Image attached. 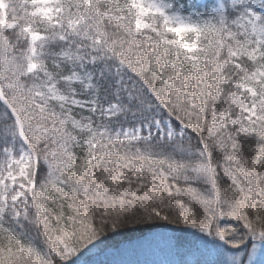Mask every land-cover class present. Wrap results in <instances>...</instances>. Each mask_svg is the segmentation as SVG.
Returning a JSON list of instances; mask_svg holds the SVG:
<instances>
[{"label":"snow or ice","instance_id":"snow-or-ice-1","mask_svg":"<svg viewBox=\"0 0 264 264\" xmlns=\"http://www.w3.org/2000/svg\"><path fill=\"white\" fill-rule=\"evenodd\" d=\"M154 220L264 250V0H0V264Z\"/></svg>","mask_w":264,"mask_h":264},{"label":"rangeland","instance_id":"rangeland-1","mask_svg":"<svg viewBox=\"0 0 264 264\" xmlns=\"http://www.w3.org/2000/svg\"><path fill=\"white\" fill-rule=\"evenodd\" d=\"M171 236L170 233H151L106 255H96L93 251L90 261L79 258V264H218L224 259L211 239L193 232L185 233L183 237L191 239L190 243L176 255ZM254 264H264V250L257 249Z\"/></svg>","mask_w":264,"mask_h":264},{"label":"trees","instance_id":"trees-1","mask_svg":"<svg viewBox=\"0 0 264 264\" xmlns=\"http://www.w3.org/2000/svg\"><path fill=\"white\" fill-rule=\"evenodd\" d=\"M171 233V239L176 242H185L188 246L191 239L183 237L185 233L200 234L194 229L188 228L182 224H172L161 220L145 221L143 223L128 224L115 233H108L102 238V242H97L95 247L84 252L80 258L90 261V253L96 251V255H104L112 251H118L123 246L138 241L151 233ZM201 235V234H200ZM193 236V235H190ZM209 238V237H206ZM211 239V238H209ZM211 241V240H210ZM186 246V247H187Z\"/></svg>","mask_w":264,"mask_h":264},{"label":"bare ground","instance_id":"bare-ground-1","mask_svg":"<svg viewBox=\"0 0 264 264\" xmlns=\"http://www.w3.org/2000/svg\"><path fill=\"white\" fill-rule=\"evenodd\" d=\"M171 246L174 248V250H175L174 252L177 255L186 248L187 244L185 242H176L175 241Z\"/></svg>","mask_w":264,"mask_h":264}]
</instances>
